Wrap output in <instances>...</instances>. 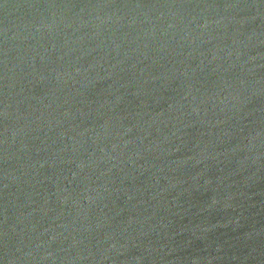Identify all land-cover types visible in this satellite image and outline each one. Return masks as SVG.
I'll use <instances>...</instances> for the list:
<instances>
[{"label": "water", "instance_id": "95a60500", "mask_svg": "<svg viewBox=\"0 0 264 264\" xmlns=\"http://www.w3.org/2000/svg\"><path fill=\"white\" fill-rule=\"evenodd\" d=\"M0 264H264V0H0Z\"/></svg>", "mask_w": 264, "mask_h": 264}]
</instances>
